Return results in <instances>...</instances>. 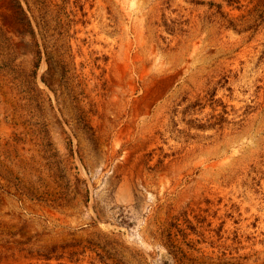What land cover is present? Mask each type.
Wrapping results in <instances>:
<instances>
[{
    "label": "rangeland",
    "instance_id": "rangeland-1",
    "mask_svg": "<svg viewBox=\"0 0 264 264\" xmlns=\"http://www.w3.org/2000/svg\"><path fill=\"white\" fill-rule=\"evenodd\" d=\"M0 264H264V0H0Z\"/></svg>",
    "mask_w": 264,
    "mask_h": 264
}]
</instances>
